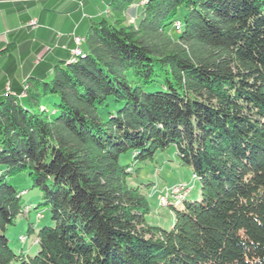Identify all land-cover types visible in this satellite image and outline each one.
<instances>
[{
    "label": "trees",
    "instance_id": "trees-1",
    "mask_svg": "<svg viewBox=\"0 0 264 264\" xmlns=\"http://www.w3.org/2000/svg\"><path fill=\"white\" fill-rule=\"evenodd\" d=\"M140 1L113 0L75 61L76 43L0 84V264H264V0H148L126 24ZM170 147L202 187L165 230L120 159ZM22 175L50 213L37 232ZM20 218L33 256L10 246Z\"/></svg>",
    "mask_w": 264,
    "mask_h": 264
},
{
    "label": "crops",
    "instance_id": "crops-1",
    "mask_svg": "<svg viewBox=\"0 0 264 264\" xmlns=\"http://www.w3.org/2000/svg\"><path fill=\"white\" fill-rule=\"evenodd\" d=\"M112 1H0V84L8 79L7 85L15 89L25 86L36 66L57 62L77 44L74 39L84 36L88 15H102L105 10L99 9L110 6ZM106 13L110 15V8ZM32 21L37 22L35 28L29 26ZM38 45L50 49L43 58L36 55Z\"/></svg>",
    "mask_w": 264,
    "mask_h": 264
},
{
    "label": "rangeland",
    "instance_id": "rangeland-1",
    "mask_svg": "<svg viewBox=\"0 0 264 264\" xmlns=\"http://www.w3.org/2000/svg\"><path fill=\"white\" fill-rule=\"evenodd\" d=\"M147 1L141 0L131 4L124 14L126 24L134 25L137 23L138 17L142 16L140 8ZM99 10L100 12L105 10V13L93 17L88 15L84 24L85 29L91 21L98 20L101 17H105L110 21L114 18V12L111 8L110 15H106L109 6L101 7ZM175 27L179 31L180 22L177 21ZM78 39H80V42L71 51L72 61H75L81 55L80 45L85 42L82 37L75 39V41H78ZM77 48L80 49L76 50ZM82 56L84 55L82 54ZM120 163L123 166L129 165L131 167V171L134 173L131 184L142 187V191L148 197L151 211L147 220L151 225L170 230L174 225L176 215L173 207L181 210V202L185 197L190 201L197 200L200 197L201 181L192 174L188 167L181 163L174 147L158 152L152 160L144 162L136 160L135 154L128 151L121 157ZM14 184L23 191L25 216H29L30 221L35 223L36 232L40 227L49 225L50 213L48 210H37L35 208L41 203V200L38 190H29L31 185L28 177L26 175L19 176ZM28 222V219L20 218L16 226L11 229L9 234L10 246L18 254L23 250L26 255L33 256L38 252L37 240L35 234L27 232Z\"/></svg>",
    "mask_w": 264,
    "mask_h": 264
},
{
    "label": "built area",
    "instance_id": "built-area-1",
    "mask_svg": "<svg viewBox=\"0 0 264 264\" xmlns=\"http://www.w3.org/2000/svg\"><path fill=\"white\" fill-rule=\"evenodd\" d=\"M29 26L35 28V27L37 26V22H36V21H32V22L29 24ZM79 42H80V39H78L77 43H79ZM78 49H80V48H77L76 50H78Z\"/></svg>",
    "mask_w": 264,
    "mask_h": 264
},
{
    "label": "water",
    "instance_id": "water-1",
    "mask_svg": "<svg viewBox=\"0 0 264 264\" xmlns=\"http://www.w3.org/2000/svg\"><path fill=\"white\" fill-rule=\"evenodd\" d=\"M0 1H17V0H0ZM7 89H8V87H7Z\"/></svg>",
    "mask_w": 264,
    "mask_h": 264
}]
</instances>
